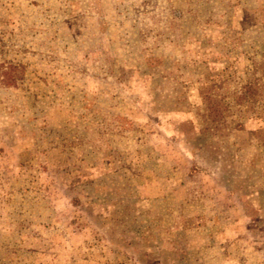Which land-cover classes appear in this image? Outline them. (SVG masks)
I'll list each match as a JSON object with an SVG mask.
<instances>
[{
	"label": "rangeland",
	"instance_id": "rangeland-1",
	"mask_svg": "<svg viewBox=\"0 0 264 264\" xmlns=\"http://www.w3.org/2000/svg\"><path fill=\"white\" fill-rule=\"evenodd\" d=\"M10 62L0 264H264V0H0Z\"/></svg>",
	"mask_w": 264,
	"mask_h": 264
},
{
	"label": "trees",
	"instance_id": "trees-1",
	"mask_svg": "<svg viewBox=\"0 0 264 264\" xmlns=\"http://www.w3.org/2000/svg\"><path fill=\"white\" fill-rule=\"evenodd\" d=\"M19 66L14 63L4 65L0 63V82L4 85H14ZM209 85H204V101L206 102L207 112L204 114V135L215 133L219 128V121L222 119L226 106L212 96ZM209 89V90H208ZM191 126L192 123L188 122Z\"/></svg>",
	"mask_w": 264,
	"mask_h": 264
}]
</instances>
